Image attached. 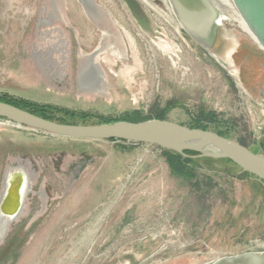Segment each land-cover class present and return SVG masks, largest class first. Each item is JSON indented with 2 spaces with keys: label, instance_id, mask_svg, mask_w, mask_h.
Instances as JSON below:
<instances>
[{
  "label": "water",
  "instance_id": "obj_1",
  "mask_svg": "<svg viewBox=\"0 0 264 264\" xmlns=\"http://www.w3.org/2000/svg\"><path fill=\"white\" fill-rule=\"evenodd\" d=\"M136 2L155 33L164 120L65 125L3 102L0 118L71 140L159 147L83 264H264V189L239 177L241 168L264 181V0ZM198 123L210 131L191 128ZM162 149L239 168L201 163L190 182L172 173ZM23 175V166L7 169L2 237L24 208L29 186L8 206Z\"/></svg>",
  "mask_w": 264,
  "mask_h": 264
},
{
  "label": "rangeland",
  "instance_id": "obj_2",
  "mask_svg": "<svg viewBox=\"0 0 264 264\" xmlns=\"http://www.w3.org/2000/svg\"><path fill=\"white\" fill-rule=\"evenodd\" d=\"M0 96L90 115H57L79 125L164 120L169 110L155 33L136 0H0ZM125 147L0 119V198L9 167L29 180L0 264H83L159 149Z\"/></svg>",
  "mask_w": 264,
  "mask_h": 264
},
{
  "label": "trees",
  "instance_id": "obj_3",
  "mask_svg": "<svg viewBox=\"0 0 264 264\" xmlns=\"http://www.w3.org/2000/svg\"><path fill=\"white\" fill-rule=\"evenodd\" d=\"M0 102L7 103V104L12 105L14 107H17L19 109L28 111V112L36 115V116H39V117L46 119V120H49V121H54V122H58V123L65 124V125H79V124H75V123H71V122L67 121L66 118L57 116L58 114L63 113L66 117L75 118V117L79 116L78 113L67 111V110L57 109L51 105H43V104L28 101V100H24V99L17 100V99L9 98L7 96H0ZM166 112L161 116H165ZM79 117L86 121L89 119L90 115L80 114ZM129 117L130 116H124L123 118H120V119H112V118H104L103 119V118H100L101 122H99V124H97V125L112 124V123H116V122H131V121L126 120ZM148 120H154V119L137 117L136 121L132 122V123H139V122H144V121H148ZM157 120H163V119H157ZM199 126H203L206 129L200 128ZM191 128L192 129H203L205 131H210V128L208 126L201 125L200 123L194 125V127H191ZM216 133L222 137L227 138L225 133H222V132H216ZM108 141L118 143V144L122 145V148H126L125 146H127V145L136 146V144L128 143L126 141H119V140H108ZM137 145H139V144H137ZM242 145L245 146L244 144H242ZM163 151H164V155L166 156L167 162L169 164V167H170L172 173L174 175L182 177L186 180H189L190 182L196 178L195 169L199 168L201 163H205V165L208 167H215V166L220 165V164H229V165L237 166L236 164H234L233 162H231L229 160H213V159H207V158H197L198 154L195 152H185V154L187 155V157H186L184 155H180V154L175 153V152H171V151H167V150H163ZM239 170H241V172H242L239 175V177L241 179L255 180L258 183H260L259 186H261V188L264 189V181L259 180L257 177H255V176H253L247 172H244L241 168H239Z\"/></svg>",
  "mask_w": 264,
  "mask_h": 264
},
{
  "label": "bare ground",
  "instance_id": "obj_4",
  "mask_svg": "<svg viewBox=\"0 0 264 264\" xmlns=\"http://www.w3.org/2000/svg\"><path fill=\"white\" fill-rule=\"evenodd\" d=\"M28 186H29L28 176L23 175L21 178H19V181L18 183H16V186L12 188L13 190H12L11 199H10L11 202L9 203L8 206L10 205L11 207L14 206L13 204L14 202L16 203L15 206H17L19 204V200L25 197ZM17 208L15 207L16 210ZM1 238H2V229L0 227V239Z\"/></svg>",
  "mask_w": 264,
  "mask_h": 264
},
{
  "label": "built area",
  "instance_id": "obj_5",
  "mask_svg": "<svg viewBox=\"0 0 264 264\" xmlns=\"http://www.w3.org/2000/svg\"><path fill=\"white\" fill-rule=\"evenodd\" d=\"M0 119H2V118H0Z\"/></svg>",
  "mask_w": 264,
  "mask_h": 264
}]
</instances>
